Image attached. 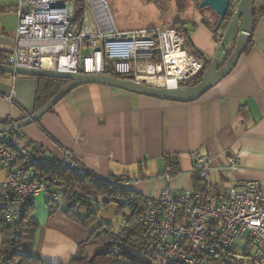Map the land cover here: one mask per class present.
<instances>
[{
	"label": "crops",
	"instance_id": "obj_1",
	"mask_svg": "<svg viewBox=\"0 0 264 264\" xmlns=\"http://www.w3.org/2000/svg\"><path fill=\"white\" fill-rule=\"evenodd\" d=\"M19 1L0 0V49L6 56L15 47ZM257 3L255 7H261L264 0ZM197 11L183 21L184 29L188 24L194 27L190 50L213 59L220 45L207 24L218 16L209 8ZM36 91L34 77L0 76V123H14L35 112ZM19 133L23 146L48 159L61 161L66 152L96 175L135 180L127 185L144 197H159L166 186L167 157L177 159L181 168L180 174L171 176V190L194 188L196 152L214 158L204 181L207 191L243 188L248 181L260 182L264 190V17L258 18L253 44L234 71L195 102L82 85ZM231 157L237 159L236 167L231 166ZM48 200V193L41 192L35 203L33 217L40 228L33 253L46 262L71 264L79 245L88 240V231L61 207L50 216Z\"/></svg>",
	"mask_w": 264,
	"mask_h": 264
},
{
	"label": "built area",
	"instance_id": "obj_2",
	"mask_svg": "<svg viewBox=\"0 0 264 264\" xmlns=\"http://www.w3.org/2000/svg\"><path fill=\"white\" fill-rule=\"evenodd\" d=\"M84 1L86 22L82 23L77 19L73 0H20L15 47L1 63L105 74V64L109 62L123 77L140 82L145 77H155L163 85H149L168 88L182 86L203 69L204 60L186 47L183 33L173 26L121 31L107 0ZM84 46L91 48L90 54H82ZM45 60L52 68L43 66ZM8 99L12 102L11 97ZM213 159L211 155L194 153L193 175L207 180ZM50 161L23 146L17 132L0 133V170L4 171L0 209L5 222L14 229L26 204L35 203L40 193L47 191L37 168ZM58 162L62 168L81 174L87 170L66 152ZM230 163L236 167L237 159L231 157ZM165 178L166 186L159 197H147L142 218L144 225L153 229V245L163 257L205 264L198 255L229 249L249 231L255 245L253 260L264 264V190L260 182L248 181L243 188L231 187L221 193L195 188L174 193L169 187L171 175ZM60 198V193H53L54 202Z\"/></svg>",
	"mask_w": 264,
	"mask_h": 264
},
{
	"label": "trees",
	"instance_id": "obj_3",
	"mask_svg": "<svg viewBox=\"0 0 264 264\" xmlns=\"http://www.w3.org/2000/svg\"><path fill=\"white\" fill-rule=\"evenodd\" d=\"M73 1L75 2L77 19H81L85 11V2L84 0ZM192 2L198 7L200 0H193ZM232 13L233 11H230L224 20L220 32L228 27ZM260 17H264V4L258 8L255 7L254 29ZM216 22L215 20L207 25L212 30ZM184 25L185 22L179 21L173 27L183 33V30L185 31ZM220 32L215 34L216 42L219 43L223 37ZM253 33L245 53L250 50L253 44ZM236 39L237 37L231 41L229 49L226 46L223 50L220 66H223L232 54ZM185 45L191 49L193 47L188 33L187 38H185ZM195 54L204 60V67L197 75L185 81L182 86H195L200 83L204 72L212 61V59H206L201 53L195 52ZM5 56L6 53L0 49V63ZM105 67V74L123 78L109 62H106ZM3 75L8 74L0 72V76ZM34 78L37 79L34 111L44 106L70 83L66 79ZM4 123L9 124L10 121ZM17 134L22 138L19 132ZM49 160L51 161L46 166H40L37 170L39 172V169H41L38 178L47 188L46 193L49 195L48 208L50 216L55 214L61 207V211L65 215L86 229L89 234L88 240L79 245L77 255L73 258L71 264H187L183 261L168 260L153 245L154 231L144 225L142 221L147 197L135 192L127 185L128 181L135 180L128 179L125 176L122 178H104L87 168L86 172L81 174L77 171L62 168L61 164L54 159ZM167 164L170 167L169 174L171 176L181 173L177 159L167 157ZM204 181V179L194 175V188L198 190L199 187L201 190L198 191H207ZM53 193H60L61 203L52 200ZM98 198L104 200L99 201ZM35 203L26 204L15 229L5 222L0 209V229L2 231L0 264H57L46 262L33 253L35 236L40 228V224L33 217L36 209ZM95 203L102 204L106 210L114 208L115 215L123 217L122 226L118 231H115L113 222L99 220L98 215L101 208L98 206L97 209H94ZM150 248L153 250V255L148 252ZM133 250L140 252L142 256L139 255L140 253L133 254ZM154 254L162 258L161 263L148 260L150 257H154ZM198 256L204 260L205 264H255L253 256H238L233 252V247L216 249L215 253L200 254Z\"/></svg>",
	"mask_w": 264,
	"mask_h": 264
},
{
	"label": "water",
	"instance_id": "obj_4",
	"mask_svg": "<svg viewBox=\"0 0 264 264\" xmlns=\"http://www.w3.org/2000/svg\"><path fill=\"white\" fill-rule=\"evenodd\" d=\"M256 0H201L198 9H211L217 16V22L212 28L214 34L221 31L222 25L230 11H233L231 21L220 41L217 55L203 74L202 80L195 86H180L178 88L158 87L140 82L134 77H114L108 74L75 73L56 69L30 67H14L0 63V72L13 76L49 77L66 79L70 83L61 89L44 106L14 123H0V133L19 132L24 127L37 123L42 116L50 112L65 96L76 87L88 84H101L144 95L160 100L178 103L195 102L208 93L213 87L226 79L236 68L251 41L254 30V13ZM239 28V29H238ZM238 30V34L236 33ZM232 54L223 66H220L223 50L231 40L236 38Z\"/></svg>",
	"mask_w": 264,
	"mask_h": 264
},
{
	"label": "rangeland",
	"instance_id": "obj_5",
	"mask_svg": "<svg viewBox=\"0 0 264 264\" xmlns=\"http://www.w3.org/2000/svg\"><path fill=\"white\" fill-rule=\"evenodd\" d=\"M192 1L193 0H107L113 20L117 28L121 31L150 30L157 27L176 26V23L179 21L183 22L190 20L192 11L198 12L197 5H195ZM256 4H258L257 0ZM85 16L86 6L83 17L79 19L82 20V23L86 22ZM192 32H194V27L191 26V24H188L185 31L183 30V35L185 36L184 38H187V33L191 36ZM220 33L223 34V32ZM236 33L238 34V30ZM231 41L228 43L227 49L230 48ZM186 47L191 49L188 46ZM82 52L83 55L90 54L91 48L84 46ZM157 60L158 59H154V62H157ZM39 172L41 173V169H39ZM2 179H4V171L0 170V180ZM98 206L101 208L98 215L99 220L113 222L115 224V231H118L122 226L123 217L116 216L114 208L107 210L104 209L102 204L98 205L95 203L94 209H97ZM249 235V231H247L242 238L235 242L233 252L236 255L253 256L255 253V245L251 241ZM148 252L153 255V250L151 248ZM132 253L137 255L140 252L133 250ZM139 255L142 256L141 253ZM148 260H153V262L156 263L162 262V258L155 254L154 257H150Z\"/></svg>",
	"mask_w": 264,
	"mask_h": 264
},
{
	"label": "bare ground",
	"instance_id": "obj_6",
	"mask_svg": "<svg viewBox=\"0 0 264 264\" xmlns=\"http://www.w3.org/2000/svg\"><path fill=\"white\" fill-rule=\"evenodd\" d=\"M65 65H66V62L63 60L62 64H61V67L64 68ZM43 66L45 68H52V66L49 63H47L46 60L44 61ZM143 81L145 83H148V84H154V85H159V86L163 85V81L161 79H159V78H152V77L148 76V77L143 78Z\"/></svg>",
	"mask_w": 264,
	"mask_h": 264
},
{
	"label": "flooded vegetation",
	"instance_id": "obj_7",
	"mask_svg": "<svg viewBox=\"0 0 264 264\" xmlns=\"http://www.w3.org/2000/svg\"><path fill=\"white\" fill-rule=\"evenodd\" d=\"M222 56H223V54H222Z\"/></svg>",
	"mask_w": 264,
	"mask_h": 264
}]
</instances>
